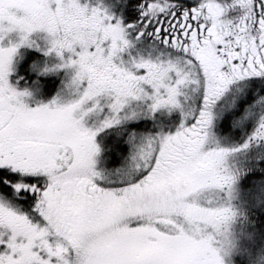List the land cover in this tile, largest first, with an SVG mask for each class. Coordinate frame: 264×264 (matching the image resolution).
<instances>
[{
    "label": "snow or ice",
    "instance_id": "snow-or-ice-1",
    "mask_svg": "<svg viewBox=\"0 0 264 264\" xmlns=\"http://www.w3.org/2000/svg\"><path fill=\"white\" fill-rule=\"evenodd\" d=\"M0 264H264V0H0Z\"/></svg>",
    "mask_w": 264,
    "mask_h": 264
}]
</instances>
